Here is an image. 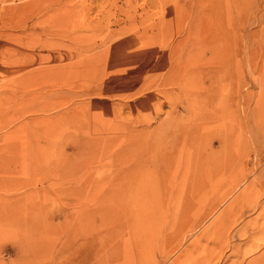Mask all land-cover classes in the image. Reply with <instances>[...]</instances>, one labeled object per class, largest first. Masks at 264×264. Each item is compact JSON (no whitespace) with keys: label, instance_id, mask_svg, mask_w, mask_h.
Returning a JSON list of instances; mask_svg holds the SVG:
<instances>
[{"label":"rangeland","instance_id":"obj_1","mask_svg":"<svg viewBox=\"0 0 264 264\" xmlns=\"http://www.w3.org/2000/svg\"><path fill=\"white\" fill-rule=\"evenodd\" d=\"M0 264H264V0H0Z\"/></svg>","mask_w":264,"mask_h":264},{"label":"bare ground","instance_id":"obj_2","mask_svg":"<svg viewBox=\"0 0 264 264\" xmlns=\"http://www.w3.org/2000/svg\"><path fill=\"white\" fill-rule=\"evenodd\" d=\"M4 25V24H3ZM8 25V24H7ZM9 26V25H8ZM11 26V25H10ZM11 28V27H10ZM27 67V66H26ZM24 69V68H23ZM27 69V68H26ZM32 70V69H31ZM34 75V73L33 74H30V75H27L25 78H29V77H31V76H33ZM33 78V77H32ZM14 90V89H13ZM11 91V90H10ZM14 94V93H13ZM15 95H16V93H15Z\"/></svg>","mask_w":264,"mask_h":264}]
</instances>
